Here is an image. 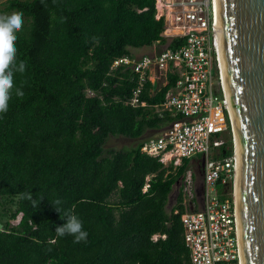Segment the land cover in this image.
I'll return each instance as SVG.
<instances>
[{"label": "trees", "instance_id": "obj_1", "mask_svg": "<svg viewBox=\"0 0 264 264\" xmlns=\"http://www.w3.org/2000/svg\"><path fill=\"white\" fill-rule=\"evenodd\" d=\"M3 11L23 14L16 47L26 70L14 74L9 109L0 114L7 217L0 264H190L182 185L166 208L188 161L174 169L141 151L147 130L174 119L153 106L176 77L169 75L166 85L146 80L133 105L137 74L123 64L110 68L115 58L157 40L175 47L176 40L160 36L164 21L155 18V0H5ZM223 125L217 108L212 127ZM110 137L136 142L110 148ZM230 140L221 146L226 155ZM56 199L60 213L51 204ZM68 209L82 220L86 242L56 238Z\"/></svg>", "mask_w": 264, "mask_h": 264}, {"label": "built area", "instance_id": "obj_2", "mask_svg": "<svg viewBox=\"0 0 264 264\" xmlns=\"http://www.w3.org/2000/svg\"><path fill=\"white\" fill-rule=\"evenodd\" d=\"M155 10V18L164 21L160 36L176 40L175 47L163 45L157 50L161 45L157 40L150 46L151 52L115 58L110 68L123 64L137 74L138 86L129 99L133 105L146 80L166 85L169 75L176 77L164 100L153 106L160 117L166 114L174 119L158 136L145 139L141 151L174 169L188 161L180 182L185 207L181 214L183 238L190 264H241L234 198L235 148L226 155L221 150V135H214L228 128L229 120L216 0H155ZM216 107L222 128L212 127ZM197 155L200 158L194 159ZM192 161L201 165L200 188L189 164Z\"/></svg>", "mask_w": 264, "mask_h": 264}, {"label": "water", "instance_id": "obj_3", "mask_svg": "<svg viewBox=\"0 0 264 264\" xmlns=\"http://www.w3.org/2000/svg\"><path fill=\"white\" fill-rule=\"evenodd\" d=\"M216 4L233 123L229 109L227 114L237 150L240 261L264 264V0H216Z\"/></svg>", "mask_w": 264, "mask_h": 264}, {"label": "clouds", "instance_id": "obj_4", "mask_svg": "<svg viewBox=\"0 0 264 264\" xmlns=\"http://www.w3.org/2000/svg\"><path fill=\"white\" fill-rule=\"evenodd\" d=\"M23 14L13 12L11 14H0V114L7 113L9 101L12 99L14 89V74L23 73L26 70L24 61L17 63V33L23 28ZM17 97H23L24 92L21 88L15 89ZM23 199L33 200L30 192L21 194ZM41 199V198H40ZM61 200L56 199L51 202L57 212H61L59 205ZM65 222L55 228L56 238H62L67 235L72 236L74 243L86 242L88 233L83 228L82 220L75 214L74 209H68L64 213ZM56 238L53 239L55 242Z\"/></svg>", "mask_w": 264, "mask_h": 264}, {"label": "rangeland", "instance_id": "obj_5", "mask_svg": "<svg viewBox=\"0 0 264 264\" xmlns=\"http://www.w3.org/2000/svg\"><path fill=\"white\" fill-rule=\"evenodd\" d=\"M5 0H0V14H11L13 12L11 11H3V4H4ZM163 47V44L159 45V46H156L155 48L157 50L159 49H162ZM148 52H151V47H141V48H134L132 49L131 53H134L136 56H140L141 54L143 53H148ZM167 124H162L159 126L160 129H149L147 130L148 134L152 135V136H156L158 134H160L161 132H163V129L164 127L166 126ZM222 134H221V139L225 142H228L230 139L231 141V147L232 149H234V138H233V131L231 129V127L229 126V128H225V129H222ZM135 140L133 139H128V138H125V137H110L108 139V141L106 142V147H122V148H128V146H132L135 144ZM229 143L227 145V149H229ZM200 158V155H197V157H194V159H198ZM197 162V161H196ZM194 161H192V163H189L193 169H194V172L196 171V177H195V180H196V184H197V187L200 188L201 184H202V171H201V165L199 164V162H197L196 166L193 164ZM194 165V166H193ZM181 185V182H179L178 184H174L173 185V188H172V191L169 195V200H168V203H167V206L166 208L169 209L175 202V199H176V195H177V192H178V187ZM197 198H198V201L201 202L200 200V194L197 195ZM5 200L6 198L3 197V196H0V224L4 223L5 222V219H7L6 216H4V204H5ZM8 205H6L7 207ZM11 207V209H14V205H9L8 208ZM20 217V214L17 216V218L14 220H11V223L12 224H15L18 219Z\"/></svg>", "mask_w": 264, "mask_h": 264}, {"label": "bare ground", "instance_id": "obj_6", "mask_svg": "<svg viewBox=\"0 0 264 264\" xmlns=\"http://www.w3.org/2000/svg\"><path fill=\"white\" fill-rule=\"evenodd\" d=\"M219 53H220V58H221V66H222V73H223V65H222V57H221V51H220V45H219ZM223 80H224V74H223ZM224 88H225V84H224ZM225 94H226V90H225ZM226 100H227V108L229 109V113H230V117H231V120H232V116H231V112H230V107H229V103H228V98H227V94H226ZM218 107H216L214 110H213V114L215 112V110L217 109ZM232 123H233V120H232ZM233 129H234V125H233ZM235 133V132H234ZM235 157H236V165H235V183H234V198H235V203H236V185H237V176H238V171H237V150H236V141H235Z\"/></svg>", "mask_w": 264, "mask_h": 264}, {"label": "crops", "instance_id": "obj_7", "mask_svg": "<svg viewBox=\"0 0 264 264\" xmlns=\"http://www.w3.org/2000/svg\"><path fill=\"white\" fill-rule=\"evenodd\" d=\"M158 129H160V128H158ZM158 135H159V134H158ZM158 135H156V136H158ZM149 137H153V136L150 135V134H148V132L146 131L141 139L144 141L145 139H147V138H149Z\"/></svg>", "mask_w": 264, "mask_h": 264}, {"label": "flooded vegetation", "instance_id": "obj_8", "mask_svg": "<svg viewBox=\"0 0 264 264\" xmlns=\"http://www.w3.org/2000/svg\"><path fill=\"white\" fill-rule=\"evenodd\" d=\"M193 164L196 166L197 162H196V161H194V163H193ZM194 165H193V166H194Z\"/></svg>", "mask_w": 264, "mask_h": 264}]
</instances>
